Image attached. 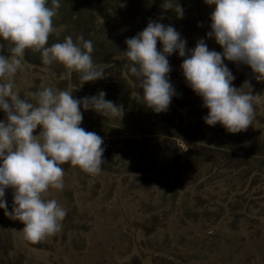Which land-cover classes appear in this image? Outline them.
<instances>
[{
  "label": "rangeland",
  "instance_id": "1",
  "mask_svg": "<svg viewBox=\"0 0 264 264\" xmlns=\"http://www.w3.org/2000/svg\"><path fill=\"white\" fill-rule=\"evenodd\" d=\"M178 2L194 4L190 34L179 32L189 37L190 50L210 31L214 6L204 0ZM162 3L61 0L48 45L69 35L74 42L81 35L91 40L103 79L83 83L79 73L68 76L62 64L45 66L40 52L25 50L15 76L21 98L48 86L74 90L77 99L104 91L105 99L122 106L123 115L119 120L83 112L80 126L104 140L102 170L90 175L62 165L64 188L46 197L67 209L60 231L36 244L24 242V225L0 209V264H264V82L256 81L248 66L225 61L233 86L248 81L256 97L252 125L235 134L204 123L207 109L172 65L169 78L182 108L170 103L166 112L154 113L138 102L135 94L142 89L124 67L122 52L125 41L149 20L182 27ZM205 43L222 51L213 37ZM177 57L173 53L168 59ZM5 118L0 111V120ZM38 132L39 127L33 134ZM12 197L6 189L9 210Z\"/></svg>",
  "mask_w": 264,
  "mask_h": 264
},
{
  "label": "clouds",
  "instance_id": "2",
  "mask_svg": "<svg viewBox=\"0 0 264 264\" xmlns=\"http://www.w3.org/2000/svg\"><path fill=\"white\" fill-rule=\"evenodd\" d=\"M204 3L214 6L206 35L222 51L210 50L204 39L186 50L187 42L175 27L149 20L141 32L125 41L124 67L142 89L135 99L154 113H162L176 95L168 57L175 53L184 58L180 69L187 86L207 109L204 123L239 133L252 125L256 97L248 81L239 89L233 86L235 77L225 61L248 66L255 80L264 82V0ZM60 6L61 0H51L50 5L49 0H0V111L6 117L0 120V209L24 225L21 239L31 244L62 228L67 209L57 199L46 198L50 190L64 188L62 165L68 163L90 175L102 170L104 140L80 126L83 112L92 110L119 120L123 115L122 106L105 99L104 91L77 99L74 90L48 86L23 98L19 95L15 76L23 66L26 49L40 52L45 66L59 63L68 70L66 75L79 73L83 83L105 77L104 69L93 61L91 40L81 35L74 42L69 35L48 45ZM161 7L177 18L184 15L178 0H163ZM6 189L13 193L11 210Z\"/></svg>",
  "mask_w": 264,
  "mask_h": 264
},
{
  "label": "trees",
  "instance_id": "3",
  "mask_svg": "<svg viewBox=\"0 0 264 264\" xmlns=\"http://www.w3.org/2000/svg\"><path fill=\"white\" fill-rule=\"evenodd\" d=\"M148 3H150V1H149ZM151 3H152V2H151ZM179 4H180V5L183 7V9H184V15H183V17H182V18H179V19L182 21V27H180L179 25H177V24H175V23H173V22H172V26L175 27V28L177 29L178 32H181V34H183V35H189L191 31L189 32L188 29L191 28L192 20H193L194 17H195L194 4H193V6H187V4H185V2H180ZM148 6H149L151 9H153L152 6H151L150 4H148ZM153 10H154V9H153ZM154 11H155V10H154ZM155 12H157V10H156ZM171 13H172L173 15L175 14V13L172 12V11H171ZM208 16L210 17V15H208ZM209 17H208V20H210ZM199 24H201V23H199ZM188 32H189V33H188ZM186 33H187V34H186ZM206 34H207V32H204V34L200 35L201 38L199 37V39H204L205 41H207V35H206ZM188 38H189V37L186 36L185 40L187 41ZM186 47H190V45H188V44L186 43ZM183 59H184V58H179V57H177L176 60H170V59H169V63H172V64H170V66L172 65V68H175V67H176L174 70L177 71V73H179V74H182V72L180 73L179 70H181V69H180V65H181ZM173 80H174V79H172L171 82H172ZM174 88L176 89L177 87H174ZM175 91H176V90H175ZM109 96H110V95L108 94V97H109ZM171 103H172L175 107L182 108V100H181L180 95H179V90L176 91V95L172 98ZM195 106H196L197 108H198V107H199V108L201 107L198 101H197V105H195ZM163 115H164V113H163ZM166 118H167L168 121H170V118H169V117H166Z\"/></svg>",
  "mask_w": 264,
  "mask_h": 264
}]
</instances>
